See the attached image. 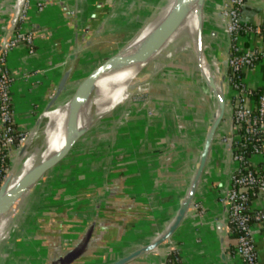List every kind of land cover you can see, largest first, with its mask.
<instances>
[{
    "label": "crops",
    "instance_id": "crops-1",
    "mask_svg": "<svg viewBox=\"0 0 264 264\" xmlns=\"http://www.w3.org/2000/svg\"><path fill=\"white\" fill-rule=\"evenodd\" d=\"M20 1L0 0V38L24 4L19 26L33 37L32 52L23 42L6 55L14 126L20 132L39 122L57 92L58 99L63 98L125 49L161 2L22 0L18 7ZM221 3L205 0L203 28L210 42L209 62L224 72L228 51L220 28ZM241 15L253 25L263 24L264 0H246ZM242 43L264 44L251 35L244 36ZM186 54L188 59L180 55V63L167 62L161 72L159 66H150L144 97L125 99L109 112L111 116L98 119L46 172L25 206V221L14 222L9 236L0 241V264H60L63 255L87 237L85 250L70 264H110L165 230L188 190L215 108L195 74L194 53ZM242 77L248 86L264 89V60L244 69ZM224 93V116L184 218L155 251L125 264H162L170 245L186 264H236L234 235L219 201L228 172L235 166L224 141L230 134L235 100L227 86ZM253 101L245 98L244 103ZM251 161L264 169V142L262 153ZM251 232L257 264H264V221L252 224Z\"/></svg>",
    "mask_w": 264,
    "mask_h": 264
},
{
    "label": "built area",
    "instance_id": "built-area-1",
    "mask_svg": "<svg viewBox=\"0 0 264 264\" xmlns=\"http://www.w3.org/2000/svg\"><path fill=\"white\" fill-rule=\"evenodd\" d=\"M245 1L222 0L219 8L220 28L226 37L228 51L225 86L231 90L235 100L231 107L230 134L224 137L230 161L235 166L228 172L225 185L219 192V201L223 205L225 221L234 235L236 264H257L251 225L264 221V169L254 165L251 157L262 153L264 91L257 95L255 102L246 105L245 98L252 97L254 90L243 81L242 72L264 60V44L248 47L243 45L242 38L257 36L264 42V22L261 25H253L242 18L241 11ZM25 11L24 4L14 30L0 51V171H3L9 147L15 146L14 133H18V142L23 140L25 134L16 130L14 126L15 114L9 91L12 79L6 67L7 53L18 44L26 43L29 52H32V34L19 26V21L24 19ZM3 39L4 37L0 38V43ZM247 152L250 153L249 156ZM258 198L261 199L260 204L257 203ZM162 264L186 263L180 257L177 248L170 245Z\"/></svg>",
    "mask_w": 264,
    "mask_h": 264
},
{
    "label": "bare ground",
    "instance_id": "bare-ground-1",
    "mask_svg": "<svg viewBox=\"0 0 264 264\" xmlns=\"http://www.w3.org/2000/svg\"><path fill=\"white\" fill-rule=\"evenodd\" d=\"M177 2L178 0H164L157 7L153 18L141 30L140 36L137 38L135 43H133V45H131L129 48L123 49L120 52V54L128 57L132 55V53L135 51V49L138 46L139 49L142 46L145 39L150 36L151 32L166 17V15L172 10V8L175 6ZM21 3L22 0L20 1L18 7L21 5ZM197 8L198 7L196 0H190L187 5V11L185 16L167 36L164 44L159 49L155 50L154 53L151 55L152 57L149 59L150 61L149 63H151L150 66L152 68H156L157 66H159L160 62H162L166 57L171 56L173 53L178 51L180 52L184 51L188 53L193 52L194 55L196 54V59L198 61L199 67L201 69L202 67H205L207 70L213 71L217 75L218 69L216 67L217 65H215V62L214 61L207 62L204 56H202V53L199 50V48L197 49V43H198L197 32L200 23L202 21L201 15L196 13ZM176 43L179 44L184 43V48L182 49L180 46H177ZM187 59L185 58V60ZM144 64L145 62L136 61L127 65L121 64L119 62H114L112 65H109V67L96 78L94 84L92 85V89L89 90L90 95H85L84 97L81 96L77 100L75 114L68 113L69 110L68 103L61 104L52 111L44 112L43 116L46 118V121H48L47 124L43 126V128H41L40 130L34 131L31 136L32 140L40 136V145L39 148H37L38 151L35 149V147L31 151H29L27 148L26 152L23 154L21 158V162L18 170L11 176L10 181L8 182L7 191L16 192L17 190L21 189V187L29 178L34 163L44 162L50 156L56 154L59 150L64 148L66 144L70 141L71 137L74 135V132L76 130L85 127V126H80V121H86L93 114L90 111H93L94 109L95 112L96 111L99 112V110L102 109L106 104L107 95L109 94L114 95L116 91H118L119 89L121 90L126 84H129L130 81L136 76V74H138V72L142 70V66ZM205 74L206 73H204V75ZM205 76H206V80L210 82L212 86L216 83L217 78L215 75L212 78L207 74ZM216 86H217L216 89L214 87L213 88L216 92V95L218 96L220 94V88L219 85ZM206 92L209 91L207 90ZM118 99H119V104L125 100L124 97H120ZM117 105L118 104H116L109 111H104L99 115H97L95 120H98L103 115L111 112ZM217 114H218L217 108H215L213 113L214 115L213 119L216 117ZM36 186L37 184L31 187L26 194L30 192L33 193ZM26 194L25 196H23L21 199L17 200L13 204L11 208L12 210L2 209V206L4 205L5 202L3 200V196L0 195V241L4 239L3 237H1V234L6 228V226L8 227L7 229L8 232L6 237L9 236L8 235L9 229L14 225V224L10 225L11 223H14L12 218L14 217V214H17L18 209L22 204L23 198L26 197ZM7 221H8L7 224L4 223Z\"/></svg>",
    "mask_w": 264,
    "mask_h": 264
},
{
    "label": "water",
    "instance_id": "water-1",
    "mask_svg": "<svg viewBox=\"0 0 264 264\" xmlns=\"http://www.w3.org/2000/svg\"><path fill=\"white\" fill-rule=\"evenodd\" d=\"M189 1L190 0H178V2L175 4V6L172 8V10L156 26V28L151 32L150 36L145 39L142 46L133 55L128 56V57L123 56L120 54V52H121L120 51L115 56H113L112 58H110L109 60H107L106 62L101 64L99 67H97L95 70L90 72L87 76H85L63 98L58 99L59 92H57L56 95L54 96V98L52 99V101L50 102L49 106L40 114L39 122L27 131L28 136H27V140L25 141V143H27V141L29 142L33 132L36 131L37 126L40 124L42 119H45V121L42 124V126L40 127V129L43 128V126H45L47 124L48 121H46V118L43 116L44 112L52 111L57 106L64 104V103H68L69 104L68 113L69 114H75L76 106H77V100L81 96L84 97L85 95H90L89 90L92 89V85L94 84L96 78L99 75H101L109 67V65H112L114 62H119L121 64L127 65V64H131L133 62H136V61H142V62H145V64L142 66V70H143V68L149 64V62H150L149 59L152 57L151 55L154 53V51L159 49L164 44L167 36L180 23L182 18L185 16L186 11H187V5H188ZM196 3H197V7H198L196 13L201 15V18L203 20V16L205 14L204 13L205 0H196ZM17 15H18V13H16V15L10 20L8 32L4 36L3 41L0 43V51L2 49L4 42L9 38L10 34L12 33V31L14 30V28L17 24ZM202 26H203V23L201 21L198 32H197V38H198L197 49L199 48V50L202 53V56H204L202 45H201ZM139 36H140V34L130 44H128L125 48H129L131 45H133V43H135V41L137 40V38ZM195 57H196V54H195ZM196 61H197V59H196ZM224 65H225L226 70L224 72L219 70L217 73V75H219L218 85L220 88V94L217 96L211 90L210 87H212V85L203 76V73H202L201 68L199 67V64L197 61V66H198L201 78L204 82L206 89L208 91H210V94L212 95V100L215 104V108H217L218 114L216 115V117L214 119H213L214 115L212 116L211 126H210V128L207 131V134L205 136L203 146H202V150H201V153L199 156L198 165H197L196 170H195V172L191 178L188 190H187V192H186V194H185V196L181 202L179 209L177 210L175 217L170 221V223L165 228V230H163L158 235V237H156L154 240H152L148 245L143 246L139 249H136L134 252H132V253L128 254L127 256H124L118 260H115L114 262H112L110 264H125L126 262L130 261L131 259H134V258H136V257H138L144 253L155 251L160 245H162L165 241H167L171 237V235L175 232V230L179 226L180 222L184 218V216H185V214H186V212H187V210H188V208L192 202V199H193L194 193L196 191V188L198 186V183L200 181V177H201V174L203 172L205 162L207 160V156H208L210 146L213 142L214 136H215L217 129H218L219 125L221 124L223 116H224L225 107H226V100H225V93H224L225 76H226V72H227L226 58L224 61ZM138 74H136V76L134 78H136ZM133 79L130 81V85H131V82L133 81ZM96 121L97 120H94V121L90 122L87 126H85L84 128L76 130L74 132V135L71 137L70 141L66 144V146L64 148H62L61 150H59L56 154L50 156L46 161L40 162V163L35 162L29 178L24 183V185L21 187V189L17 190L16 192H14V191L8 192L7 191L8 182L10 181L11 176L16 172V171H14V169H12L11 172L6 176V179H5L2 187L0 188V195L3 196V200L5 202L4 205L2 206V209L3 210H7V209L10 210L12 208L13 204L17 200H19L23 196H25V194L28 192V190L31 187H33L35 184L38 183L39 179L43 176V174L47 170L53 168L55 165H57L61 160H63L66 157V155L72 149V146L85 134V132ZM37 138H40V136ZM11 148L12 147L10 146L8 149L10 156H12V153H13V150H11ZM37 148H39V146L35 147L36 150H37ZM26 149H27V146L24 144V146L18 150V152H17L18 154L16 153L17 154L16 161L19 162L21 160L23 154L26 152ZM31 194H32L31 192L26 194V197L23 198L22 205L20 206L18 211L23 207V205L28 200V198L31 196ZM15 215L16 214H14V217L12 218L13 221H14ZM7 223H8V221L6 222V224ZM12 224L13 223H11L10 225H12ZM88 235L89 234H87V236ZM87 239H88V237L85 240H83V242H81V244H78L75 248L66 252L63 255V257L61 258L59 263L60 264H70L73 260L78 258L83 253V251L85 250V248L87 246Z\"/></svg>",
    "mask_w": 264,
    "mask_h": 264
},
{
    "label": "rangeland",
    "instance_id": "rangeland-1",
    "mask_svg": "<svg viewBox=\"0 0 264 264\" xmlns=\"http://www.w3.org/2000/svg\"><path fill=\"white\" fill-rule=\"evenodd\" d=\"M164 0H161V2H160V4L163 2ZM159 4V5H160ZM204 8H205V3H204ZM204 20H205V15L203 16V20H202V23H204ZM207 35V33H204V28H203V26H202V34H201V45H202V49H203V53H204V57H205V59H206V61L207 62H209V57H208V55H207V49H208V46H209V44H210V42H209V39H208V35ZM177 44V46H180L182 49L184 48V43H181V44H179V43H176ZM139 47V46H138ZM138 47L135 49V51L138 49ZM206 50V51H205ZM134 51V52H135ZM134 52L132 53V55L134 54ZM184 52V51H183ZM180 52V51H178V52H175V53H173L171 56H169V57H166L162 62H160V65H159V68H158V71L159 72H161L162 70H163V68L166 66V64H167V62H174L175 60L177 61V62H181V58H180V55L181 56H183V57H185V56H189V55H187L186 53L187 52ZM192 53V52H191ZM192 55V54H191ZM187 58V57H186ZM184 59V58H183ZM185 61V60H184ZM185 62H187L188 63V60L187 61H185ZM151 64V63H150ZM150 64H148L138 75H137V77L136 78H134L133 79V81L131 82V85H130V83L129 84H126L121 90L119 89L118 91H116V93L114 94V95H112V94H109V95H107V100H106V104H105V106L102 108V109H100L99 110V112L98 111H96L95 112V109L93 110V111H90V112H92L93 114L86 120V121H80V126H87L90 122H92V121H94L95 120V118L97 117V115H99L100 113H102V112H104V111H109L110 109H112L116 104H119V99L118 98H120V97H124V99L126 98V100H129V99H131V98H134V97H144V95L146 94V92H147V78H148V76H150V72H148L147 70H148V68H150ZM164 64V65H163ZM176 64V63H175ZM191 64V63H190ZM187 66H189L188 64H187ZM191 66H192V68H195V67H197V64H196V66L194 65V63L192 62V64H191ZM193 66H195V67H193ZM187 68V67H186ZM189 68H190V66H189ZM217 69H218V71L220 70L221 71V69H219V65H217ZM192 70V69H191ZM190 69H189V71H191ZM202 73H203V76L205 77V79H206V74L208 75V76H210L211 78L212 77H214V75L216 76V73L215 72H213V71H210V70H207L205 67H202ZM157 71V72H158ZM158 72V73H159ZM192 73H193V70L191 71ZM157 73V74H158ZM192 73H190V76H192ZM204 73H206L205 75H204ZM210 73V74H209ZM195 74H196V76H197V78L199 77L200 79L199 80H201V85L206 89V87H205V85H204V82H203V80H202V78H201V75H200V72H199V69H198V67H197V69L195 68ZM151 77V76H150ZM216 78H217V81H216V83L212 86V87H210L211 88V90L216 94V92H215V90H214V88L216 89V85H218V80H219V75H217L216 76ZM190 84H191V81H190ZM214 87V88H213ZM204 89V92L205 93H207L209 96H210V98H211V94H210V91L209 92H206L207 91V89L205 90ZM224 94V93H223ZM214 109L215 108H213L211 111V113H212V115H211V119H212V116H213V112H214ZM111 113H108V114H105V115H103L102 117H101V119H106V118H108L109 116H111L110 115ZM100 119V118H99ZM44 121H45V119H42L41 120V122H40V124L37 126V129H36V131H38L39 129H40V127L42 126V124L44 123ZM93 126V125H92ZM91 126V127H92ZM90 127V128H91ZM89 128V129H90ZM64 132V131H63ZM27 136H28V132H25V134H24V136H23V140L21 141V142H18L17 143V145L16 146H13V147H15V149H13V153H12V156H10V155H8V161L6 162V165H4V168H3V176H2V179H1V181H0V188L2 187V185H3V183H4V181H5V179H6V176L11 172V170L12 169H14V171H17L18 170V168H19V166H20V162H21V160L18 162V161H16V158H17V152H18V150L19 149H21L23 146H24V144L27 146V148H28V150L29 151H31V150H33L34 149V147H36V146H39L40 145V138H35V139H31V140H29L30 141V143L27 141V143H25V141L27 140ZM73 146H75V144L73 145ZM73 146H72V148H73ZM27 150V149H26ZM17 153V154H16ZM50 170V169H49ZM49 170H47L46 172H48ZM46 172L43 174V176L46 174ZM42 176V177H43ZM41 177V178H42ZM41 178L39 179V181L41 180ZM38 181V182H39ZM32 197L34 198V196H33V193L31 194V196L28 198V200H30V199H32ZM28 200L25 202V204L23 205V207L17 212V214L15 215V218H14V222H17L18 220L19 221H21L22 220V222H24L25 221V218L28 216H25V211L27 212V209L25 208V206H26V204L28 203ZM22 205V204H21ZM12 210V209H11ZM27 214V213H26ZM4 223H6V222H4ZM7 229H8V227L6 226V228L4 229V231L2 232V234H1V237H3V238H5L6 236H7ZM9 234H10V229H9ZM8 234V235H9ZM5 236V237H4ZM7 238V237H6ZM13 240V239H12ZM8 242H10V240L8 241Z\"/></svg>",
    "mask_w": 264,
    "mask_h": 264
},
{
    "label": "trees",
    "instance_id": "trees-1",
    "mask_svg": "<svg viewBox=\"0 0 264 264\" xmlns=\"http://www.w3.org/2000/svg\"><path fill=\"white\" fill-rule=\"evenodd\" d=\"M253 90H254V94H253V96H252V98H253V100H254V102L256 101V98H257V95L259 94V93H261V92H263L264 91V89H261V88H253ZM232 107V106H231ZM17 132H15L14 133V136H15V146L17 145V143H18V140H17ZM13 149H15V147H13ZM247 155L249 156L250 155V153L249 152H247ZM8 161V157L7 158H5V165H6V162ZM2 176H3V171H0V181H1V179H2Z\"/></svg>",
    "mask_w": 264,
    "mask_h": 264
}]
</instances>
